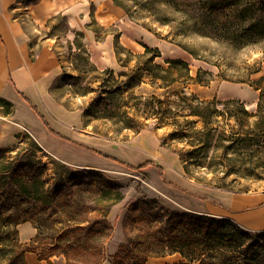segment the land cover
Instances as JSON below:
<instances>
[{
  "label": "rangeland",
  "instance_id": "374dc122",
  "mask_svg": "<svg viewBox=\"0 0 264 264\" xmlns=\"http://www.w3.org/2000/svg\"><path fill=\"white\" fill-rule=\"evenodd\" d=\"M115 1L128 10L126 12L123 8L125 26H127L123 37L118 32V26L106 28L93 19L90 22V27L95 31L98 41L107 31L114 33V59L111 63L102 60L95 53L92 55L89 53L83 44L82 33L70 30L64 15L54 16L39 31L33 30V27L27 23L31 44L40 37L49 40L44 50L49 52L51 60L53 76L50 85L51 97L64 107L76 110L80 115V123L66 127L53 108H45L41 103L38 104V108L56 132L82 146L52 134L49 146L42 144L41 147L34 136L24 132L14 144L2 148L4 156L0 160L6 162L20 156L26 149L27 152L34 149L36 167L40 168L38 172L45 181V186L59 179L60 184L65 186L66 193L69 194L68 199L76 198L77 186L72 184L74 177L96 179L104 177L118 181L122 185L123 198L109 202L107 210L91 212L93 218L104 217L109 226V235L101 245L106 256L113 254L128 236L138 232L137 228L141 223L137 227L136 224L135 227L132 226L133 212L127 210L129 203L136 199L150 197L167 209L180 212H202L201 210L204 212L203 207L207 210L211 204H220L217 200L218 193L229 191L227 188L248 193L264 190V157L257 159L256 151L241 155L237 149L233 151L228 149L227 156L232 157L228 165L218 163L216 166L209 162L223 157L224 150L220 144H228L233 131H243L234 119L225 120L219 117L217 122L209 125L216 129V134L217 132L222 134L218 138L221 140L214 141L216 144L219 143L218 149L214 146L209 147L199 160L194 158V154L190 156V153H186L190 150L188 142L172 139L170 136V133L177 128H183L190 135L194 130L203 127L201 118L188 114L190 110L185 102H190L191 105L194 103L191 99L187 101L181 99L180 96L183 94L181 90L186 95L190 97L195 95L200 100L214 97L219 100L236 98L244 103L257 100L258 90L253 88L250 81L264 74V40L246 45H239L233 41L234 34L244 33V29L243 21L236 16L237 11L232 9V5L227 9H221L219 15L213 16L207 8L208 0H167V3L166 0ZM227 10L230 13L225 12ZM244 24L247 25L248 21L246 20ZM144 46L157 47L159 55L154 58L153 63L165 68L168 66V60L182 59L187 63L188 71L178 67V71H175L177 79L169 86H163L159 78L163 71L160 69L154 68L153 73H144L139 84L118 97L122 99H119L121 104L114 109L117 118L105 120L91 114L92 116L88 117V124L84 125L82 108L87 107L88 103L99 95L107 94L104 102L112 100V93H107L105 90H111L116 86L125 88L123 85L127 80L125 73H129L138 61L142 62L146 58L140 56ZM257 67L260 68L259 71L252 72ZM106 68L112 69V77L103 72ZM186 74L190 75V78ZM102 79L105 82L103 89L99 87ZM81 87L87 88L86 95L74 92ZM129 93L154 94L160 97L168 93L170 98L176 99L181 105L174 106L178 110L177 114L167 116L163 122H158L151 116L134 115L136 108L142 107L143 100L135 105ZM97 109L98 107L93 108V110ZM248 109L254 110L255 105H250ZM124 121H128L132 126L139 124L141 127L137 132L123 128L119 132L121 135L113 136L110 128H113L116 122L124 124ZM189 123L193 126V130L188 126ZM93 128L101 132L108 129L109 133L98 135L94 133ZM32 142H36L41 150L33 147ZM94 150L114 157L118 161L106 158ZM146 160H151L154 164L139 169L130 167ZM157 165L162 167L165 179L159 176ZM55 170L60 171L61 178H58ZM86 171L99 174L96 177H88L84 174ZM2 200L0 198V222L10 214L9 210L1 206ZM72 205L73 202L66 207V210L72 212L75 221L76 208ZM46 211H51L50 219L61 214L53 204H47ZM63 214L59 219L61 223L56 224L60 231L68 227L65 226L67 221ZM18 225L14 226V229L12 227L9 233L3 232L0 227V260L4 263L15 255V240L20 245L31 243V237L25 242L21 240ZM33 228L36 233V228L34 226ZM253 231L264 232V229ZM53 233V230H48L41 236L43 244L40 241L33 243L44 257L49 255L48 241L54 240L50 237ZM27 252L37 257L34 252ZM49 259L53 264H66L64 254H53ZM149 259L154 260L156 264H164L177 261L180 257L177 253H173L166 256H151L146 262ZM43 261L47 264L45 259ZM26 262L28 263L27 260ZM100 264L112 263L104 259Z\"/></svg>",
  "mask_w": 264,
  "mask_h": 264
},
{
  "label": "trees",
  "instance_id": "16d2710c",
  "mask_svg": "<svg viewBox=\"0 0 264 264\" xmlns=\"http://www.w3.org/2000/svg\"><path fill=\"white\" fill-rule=\"evenodd\" d=\"M165 2L167 3V0ZM114 3L122 5L115 0ZM231 5L232 9L237 11L236 16L239 20L243 21L242 28L244 29V33L234 34L233 41L239 45H246L264 40V0H208L207 8L215 16L221 13V9H227ZM123 8L126 12L128 11L127 8ZM225 12L230 13L229 10ZM246 20L248 21L247 25L244 24ZM158 55L157 47L144 46V51L140 56L146 58L142 62L138 61L129 73H125L127 75V80L123 84L125 88L116 86L111 90H105L107 93H112V100L108 98L109 101L107 102H104V99H107V94L99 95L91 100L87 107L82 108L83 124H88V117L91 114L96 118L100 117L105 120L117 118L114 109L117 108L118 104H121L119 99H122H118V97L134 85L139 84L144 73H151L154 68L160 69L163 71L159 76L163 86H169L177 79L175 71H178V67L188 71L187 63L182 59L168 60V66L165 68L153 63L154 58ZM259 69L257 67L252 72H258ZM103 72L108 73L111 77L113 75L111 68H106ZM153 75L155 77V74ZM186 75L190 78V75ZM243 80H249V78H243ZM250 84L255 90H258L254 110L246 108L244 102L236 98L219 100L214 97L200 100L195 95L190 97L181 90L183 94L180 98L186 101L191 99L194 103L191 105L190 102H185L190 110L188 114L201 118L203 127L194 130L190 135L183 128H177L170 133L171 138L188 142L190 150L186 153H190V156L194 154V158L199 160L209 147L214 146L215 149H218L219 143L216 144L214 141L221 140L218 138L222 134L220 132L216 134V129L209 127V125L217 122L219 117L225 120L232 118L243 131H233L230 142L220 144L224 150L223 157L219 160H209V162L216 166L218 163L228 165L232 158L227 156L228 149H232V151L237 149L241 155L256 151L257 159L263 158L264 74L251 80ZM99 87L101 89L105 87L103 79ZM87 91L86 87H81L74 92L79 95H86ZM129 94L134 99L133 104L135 105L143 100L142 107L136 108L134 115L151 116L158 122H163L167 116L177 114L178 110L174 106L181 105L176 102V99L170 98L168 93L162 97L154 94ZM22 96L45 126L55 133L37 107L26 96L23 94ZM96 107L98 109L93 110ZM124 111L126 112V110ZM128 117L132 118V116ZM113 123L115 124V122ZM123 123L118 124L116 122V125L110 128L113 136L121 135L119 132L123 128L137 132L141 127L139 124L132 126L128 121ZM192 127L190 126V129ZM92 130L98 135H108L109 133L108 129L104 132L96 128ZM32 143L33 147L41 150L36 142ZM33 150L27 152L26 149L20 156L6 162L0 161V198L3 199L1 206L10 211L7 217L1 219V230L9 233L12 227L14 229V226L16 227L19 223L26 221H29L36 228L35 235L30 238L31 243L20 245L15 240L14 257L6 263L0 260V264H28L25 260L27 251L34 252L39 260L45 259L47 264H53L49 259V256L53 254H64L66 264H100L104 259L109 260L112 264H144L151 256H166L173 253H177L180 259L164 264H264V232H255L252 229L242 227L228 217L206 212H180L167 209L150 197L136 199L129 203L127 210L133 212L132 226L135 227L136 224L137 227L139 223L141 226H138L136 234L128 236L121 242L113 254L106 256L101 245L109 235V226L104 217L93 218L91 212L100 209L107 210L109 202L121 200L123 198L122 185L110 178L89 177H96L99 173L86 171L84 174L89 178H73L72 184L77 186V194L76 198L68 199L69 194L66 193V188L60 184L59 179L45 186V181L38 172L40 168L36 167ZM94 151L106 158L118 161L107 154ZM3 152L0 149V160L4 156ZM150 164H154L153 161L146 160L137 166L131 165L130 167L139 169ZM157 168L159 176L165 179L162 167L157 165ZM184 170L187 171L185 166ZM55 172L58 178H61L60 171L55 170ZM217 186L221 185L217 184ZM227 190L234 191L229 188ZM71 202H73V208H76L77 220L75 221H73L72 212L66 210ZM47 204H53L61 214L50 219L49 213L51 211H46ZM62 213H64L63 216L65 215V221H67L65 226L68 227L60 231L56 224L61 223L59 219L62 217ZM48 230H53L54 233L50 237H53L54 240H46L49 243V255L44 257L41 252L37 251V247L33 243L40 241L43 244L41 236ZM46 238L48 239L47 235ZM41 251H43L42 248Z\"/></svg>",
  "mask_w": 264,
  "mask_h": 264
},
{
  "label": "crops",
  "instance_id": "0c3cea01",
  "mask_svg": "<svg viewBox=\"0 0 264 264\" xmlns=\"http://www.w3.org/2000/svg\"><path fill=\"white\" fill-rule=\"evenodd\" d=\"M58 14L65 16L70 30L82 33L89 53L107 63L114 59V33L107 31L98 41L90 27L91 19L106 28L118 26L122 37L127 29L123 8L113 0H0V149L14 144L24 132L34 136L40 146L48 147L52 134L79 144L56 132L44 117L56 134L51 132L22 96L39 112V103L53 108L66 127L80 123L76 110L64 107L50 95L51 60L44 50L49 40L40 37L31 44L27 30L29 24L39 31ZM217 200L220 204H211L207 210L203 207L204 212L228 217L252 230L264 229V190L254 193L225 190L218 193ZM18 227L23 242L35 233L29 221L19 223ZM25 257L29 264H41L42 260L33 253L27 252Z\"/></svg>",
  "mask_w": 264,
  "mask_h": 264
},
{
  "label": "bare ground",
  "instance_id": "6f19581e",
  "mask_svg": "<svg viewBox=\"0 0 264 264\" xmlns=\"http://www.w3.org/2000/svg\"><path fill=\"white\" fill-rule=\"evenodd\" d=\"M244 104L248 108L250 105L251 106L255 105L256 104V101L255 100H252L249 103H244ZM40 262H41V264H44L43 260L40 261ZM145 264H156V262L154 260H152V259H149Z\"/></svg>",
  "mask_w": 264,
  "mask_h": 264
}]
</instances>
